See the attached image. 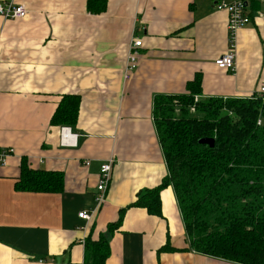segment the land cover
Returning <instances> with one entry per match:
<instances>
[{
	"label": "crops",
	"instance_id": "obj_1",
	"mask_svg": "<svg viewBox=\"0 0 264 264\" xmlns=\"http://www.w3.org/2000/svg\"><path fill=\"white\" fill-rule=\"evenodd\" d=\"M15 2L27 8L25 17L0 16V147L14 149L0 165V264H81L87 236L98 238L122 209L107 264H236L189 249L171 185L160 192L161 216L131 204L168 174L153 118L156 95L185 93L199 72L202 97L259 94L261 3L249 5L252 21L237 32L234 70H225L215 64L229 50L219 0H107L102 13L89 11L87 0ZM135 36L143 45L127 80ZM67 94L81 98L76 147L61 146V126L51 123ZM23 156L61 171L63 190L17 191ZM110 157L111 182L98 205L100 168ZM166 244L177 250L161 251Z\"/></svg>",
	"mask_w": 264,
	"mask_h": 264
},
{
	"label": "trees",
	"instance_id": "obj_2",
	"mask_svg": "<svg viewBox=\"0 0 264 264\" xmlns=\"http://www.w3.org/2000/svg\"><path fill=\"white\" fill-rule=\"evenodd\" d=\"M249 3L256 7L258 0ZM87 7L102 13L107 0H87ZM186 90L154 97L153 118L168 174L131 205L161 216L160 192L171 185L189 249L236 264H264V96L202 97L200 72ZM80 103L79 95H63L51 123L74 128ZM64 180L61 171L40 169L23 156L15 189L56 193ZM124 213L120 210L98 238L87 236L84 264H107L110 236L120 229ZM169 250L177 249L161 248Z\"/></svg>",
	"mask_w": 264,
	"mask_h": 264
},
{
	"label": "built area",
	"instance_id": "obj_3",
	"mask_svg": "<svg viewBox=\"0 0 264 264\" xmlns=\"http://www.w3.org/2000/svg\"><path fill=\"white\" fill-rule=\"evenodd\" d=\"M263 7L258 10V16L264 18V0H258ZM249 0H219L216 6L218 10H224L228 14V40L229 50L215 59V64L225 70H234L235 66V49L237 43V32L251 23L252 16L249 14ZM28 10L23 4H17L15 0L0 1V16L8 19L23 18L27 15ZM143 41L138 36L133 37L131 42L127 63L124 71L125 79H129L137 68L140 48ZM259 94L264 96V80L261 81L258 89ZM60 144L64 147H76L78 145V134L73 132L70 126L64 125L60 128ZM14 153L12 147H0V165L7 164L8 157ZM115 164V159L110 157L100 168L99 179L97 183V193L95 201L101 205L106 200V192L111 182L112 170ZM89 165V161L86 162ZM92 214L87 211L79 212V217L85 220H90ZM81 264H84L81 263Z\"/></svg>",
	"mask_w": 264,
	"mask_h": 264
},
{
	"label": "water",
	"instance_id": "obj_4",
	"mask_svg": "<svg viewBox=\"0 0 264 264\" xmlns=\"http://www.w3.org/2000/svg\"><path fill=\"white\" fill-rule=\"evenodd\" d=\"M201 141L204 143H209V144L213 143V140H211V139H202Z\"/></svg>",
	"mask_w": 264,
	"mask_h": 264
}]
</instances>
